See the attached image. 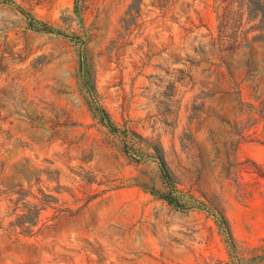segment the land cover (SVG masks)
<instances>
[{
  "label": "rangeland",
  "instance_id": "obj_1",
  "mask_svg": "<svg viewBox=\"0 0 264 264\" xmlns=\"http://www.w3.org/2000/svg\"><path fill=\"white\" fill-rule=\"evenodd\" d=\"M0 264H264V0H0Z\"/></svg>",
  "mask_w": 264,
  "mask_h": 264
},
{
  "label": "trees",
  "instance_id": "obj_2",
  "mask_svg": "<svg viewBox=\"0 0 264 264\" xmlns=\"http://www.w3.org/2000/svg\"><path fill=\"white\" fill-rule=\"evenodd\" d=\"M102 112L106 115V112L104 110H102ZM108 123V122H107ZM165 199L167 200V202H169L170 204H174V200L172 199V197L167 196L165 197ZM45 205V204H43ZM43 207H38L37 205H35V216L34 218L30 219L29 216H27L26 214H21L17 217V219L13 222H11L9 224L10 230H8L9 232H15V230L18 228V232L23 236V237H32L33 235L36 234V231L33 230V228L37 225L38 223V219H39V213L40 210ZM221 221H217L219 223V225H223V223H225L224 220ZM222 223V224H221ZM25 246H27L28 249H31L32 251H36L35 253H37V251H39L38 246L30 244V243H25Z\"/></svg>",
  "mask_w": 264,
  "mask_h": 264
}]
</instances>
